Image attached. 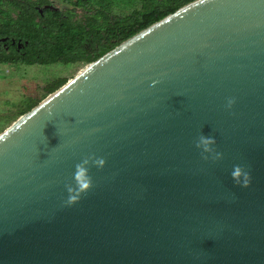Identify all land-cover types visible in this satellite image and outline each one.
I'll list each match as a JSON object with an SVG mask.
<instances>
[{"label":"water","instance_id":"1","mask_svg":"<svg viewBox=\"0 0 264 264\" xmlns=\"http://www.w3.org/2000/svg\"><path fill=\"white\" fill-rule=\"evenodd\" d=\"M0 264H264V0L180 7L1 132Z\"/></svg>","mask_w":264,"mask_h":264},{"label":"trees","instance_id":"2","mask_svg":"<svg viewBox=\"0 0 264 264\" xmlns=\"http://www.w3.org/2000/svg\"><path fill=\"white\" fill-rule=\"evenodd\" d=\"M79 8L81 21L66 18L62 11L49 9L48 0H0V64L7 66L81 63L87 65L129 39L139 31L174 13L194 0H139L140 6L124 16L110 13L107 0H63ZM49 5L45 11L43 6ZM43 10L40 15L39 10ZM14 41V43H12ZM26 43V44H25ZM20 44V45H19ZM8 46V50L4 47ZM19 45V46H18ZM66 79L52 82L42 97L57 90ZM37 102L25 98L2 118H14L30 111ZM1 117V116H0Z\"/></svg>","mask_w":264,"mask_h":264},{"label":"rangeland","instance_id":"3","mask_svg":"<svg viewBox=\"0 0 264 264\" xmlns=\"http://www.w3.org/2000/svg\"><path fill=\"white\" fill-rule=\"evenodd\" d=\"M49 9L60 10L66 18H72L76 21L83 19V11L79 8L72 11L73 6L66 4L63 0H48ZM91 4L95 10L101 9L99 0H92ZM110 10V13L116 16H124L134 8L140 6L139 0H107L104 4ZM86 65L81 63L63 64L55 63L49 65H19L7 66L0 64V133L8 128L14 121V118H2L4 113L8 114L9 109L19 105L25 98H32L41 102L46 93V89L52 82L60 79L67 81L73 78ZM37 102V104L39 103ZM36 104V105H37Z\"/></svg>","mask_w":264,"mask_h":264},{"label":"clouds","instance_id":"4","mask_svg":"<svg viewBox=\"0 0 264 264\" xmlns=\"http://www.w3.org/2000/svg\"><path fill=\"white\" fill-rule=\"evenodd\" d=\"M234 100L229 99L227 101V107L231 108ZM216 141L213 136L209 135H200L195 141V147L205 154V159L211 157L214 160H219L222 158V153L218 152L214 145ZM105 161L100 157H86L82 159L79 163L76 164L75 172L73 174V183L66 186V191L68 192V202L72 203L77 200L81 193L88 190L91 184V179L88 176L89 167H103ZM232 176L237 182H240V178L243 177V183L246 186L248 182V174L242 172V169L239 166H236L232 172Z\"/></svg>","mask_w":264,"mask_h":264},{"label":"flooded vegetation","instance_id":"5","mask_svg":"<svg viewBox=\"0 0 264 264\" xmlns=\"http://www.w3.org/2000/svg\"><path fill=\"white\" fill-rule=\"evenodd\" d=\"M49 5H46V6H43V9H44V11H45V9H46V7H48ZM47 10V9H46ZM39 12H40V15H43V10L42 9H40L39 10ZM6 41L8 42L9 41V39L8 38H6ZM4 47L6 48V50H8V46L7 45H4Z\"/></svg>","mask_w":264,"mask_h":264}]
</instances>
